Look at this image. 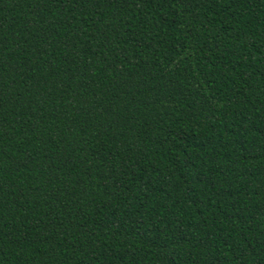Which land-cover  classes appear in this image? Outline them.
Listing matches in <instances>:
<instances>
[{
	"label": "trees",
	"instance_id": "trees-1",
	"mask_svg": "<svg viewBox=\"0 0 264 264\" xmlns=\"http://www.w3.org/2000/svg\"><path fill=\"white\" fill-rule=\"evenodd\" d=\"M0 264H264V0H0Z\"/></svg>",
	"mask_w": 264,
	"mask_h": 264
}]
</instances>
